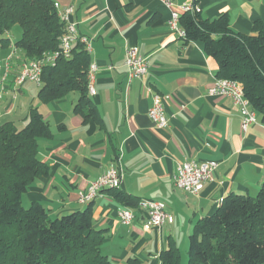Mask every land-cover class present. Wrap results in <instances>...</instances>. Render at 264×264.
Here are the masks:
<instances>
[{
	"label": "crops",
	"instance_id": "obj_1",
	"mask_svg": "<svg viewBox=\"0 0 264 264\" xmlns=\"http://www.w3.org/2000/svg\"><path fill=\"white\" fill-rule=\"evenodd\" d=\"M165 1L55 0L58 12L74 8L79 35L91 43L97 72L90 104L83 113L76 111L78 91L42 103L41 87L32 82L15 93L18 66L7 76L0 100V125L11 122L22 129L37 108L51 127L52 136L39 140V157L49 174L32 183L24 205L39 202L53 217L91 207L94 228L106 235L102 252L115 264H162L161 254L172 245L180 251L187 246L197 222L225 197L255 196L264 182L261 118L257 114V123L245 133L232 100L209 95L217 62L201 43H188L169 27L172 13L182 15L181 6L192 2L205 18L226 17L234 34L250 35L256 22H264V0H169L171 7ZM16 41L10 38L5 48L0 43V60ZM131 47L148 60L149 73L129 83L125 57ZM152 93L165 96L167 128H157L149 117ZM87 113L93 118L86 120ZM187 160L218 163L196 195L174 185L179 164ZM116 166L122 193L165 203L174 222L160 231L145 230V213L136 209L133 224L125 226L119 217L125 207L110 192L81 204L79 193Z\"/></svg>",
	"mask_w": 264,
	"mask_h": 264
},
{
	"label": "trees",
	"instance_id": "obj_2",
	"mask_svg": "<svg viewBox=\"0 0 264 264\" xmlns=\"http://www.w3.org/2000/svg\"><path fill=\"white\" fill-rule=\"evenodd\" d=\"M22 30L16 48L22 61L39 60L60 50L66 28L55 0H0V43ZM186 42H199L218 64L217 77L239 81L251 109L264 123V22L252 34H234L226 17L209 20L201 12L180 17ZM91 55L80 42L71 57L44 69L38 99L50 103L73 91L80 93L76 111L90 104ZM88 114V113H87ZM84 115L88 120L93 114ZM52 136L43 114L32 108L27 124L0 125V264H115L103 252L105 232L94 228L91 207L53 217L39 202L24 206L32 183L49 174L39 157V140ZM107 190L132 210L141 199ZM162 264H264V182L255 196L230 194L219 208L197 222L189 238L188 260L175 245L161 254Z\"/></svg>",
	"mask_w": 264,
	"mask_h": 264
},
{
	"label": "built area",
	"instance_id": "obj_3",
	"mask_svg": "<svg viewBox=\"0 0 264 264\" xmlns=\"http://www.w3.org/2000/svg\"><path fill=\"white\" fill-rule=\"evenodd\" d=\"M166 5L171 7L169 0L165 1ZM57 7V6H56ZM183 13L199 12L197 5L192 2L184 3L181 6ZM60 19L65 25L66 31L62 37L60 50L44 54L39 60L22 61L18 49L13 47L9 56L0 60V100L4 96L6 89L4 82L7 76L18 66L17 75L15 77L14 92L24 86L27 82L35 83L38 86L42 84V74L45 68L55 66L60 58H70L74 44L80 42L84 45L89 54L92 52L89 39L79 35L77 24L72 19L74 8L68 7L59 12ZM181 15L173 12L169 21V27L176 32L181 39L186 40V32L180 26ZM125 67L128 70L129 83L133 80L143 79L149 73L148 60L142 57L137 48L131 47L126 51ZM97 72L96 64H91L89 69V94H95L94 81ZM210 96L230 98L233 104L239 109L242 119V130L246 133L250 127L257 123V114L251 109L249 100L245 97L242 83L239 81L217 78L209 89ZM153 105L149 110V117L154 126L164 129L169 126V119L164 108L165 96L152 93ZM120 161V158H118ZM218 168L215 161H196L187 160L179 164L177 173L174 177V185L180 191L187 194H199L213 178ZM122 185L121 171L117 166L110 169L102 175L98 180L92 182L86 191L79 193V202L81 204H90L100 198L107 190H118ZM138 209L145 213L143 227L145 230L156 229L160 231L166 225L174 222L173 216L168 212L165 203L142 199L139 202ZM120 222L125 226L133 224L135 215L134 210L124 208L119 212Z\"/></svg>",
	"mask_w": 264,
	"mask_h": 264
},
{
	"label": "rangeland",
	"instance_id": "obj_4",
	"mask_svg": "<svg viewBox=\"0 0 264 264\" xmlns=\"http://www.w3.org/2000/svg\"><path fill=\"white\" fill-rule=\"evenodd\" d=\"M9 34H10V38L13 39L14 41H16L21 37L22 30H21L20 26H16L12 29V31ZM24 206H26V205H24ZM188 249H189V241H188L187 246L183 245V247L181 249L184 263L187 262V260H188Z\"/></svg>",
	"mask_w": 264,
	"mask_h": 264
}]
</instances>
